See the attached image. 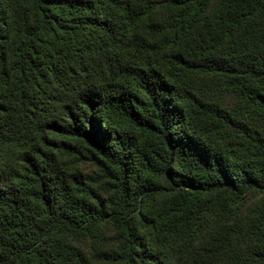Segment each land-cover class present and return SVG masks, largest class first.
Here are the masks:
<instances>
[{
	"label": "trees",
	"instance_id": "trees-1",
	"mask_svg": "<svg viewBox=\"0 0 264 264\" xmlns=\"http://www.w3.org/2000/svg\"><path fill=\"white\" fill-rule=\"evenodd\" d=\"M0 264H264V0H0Z\"/></svg>",
	"mask_w": 264,
	"mask_h": 264
}]
</instances>
